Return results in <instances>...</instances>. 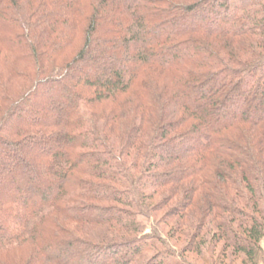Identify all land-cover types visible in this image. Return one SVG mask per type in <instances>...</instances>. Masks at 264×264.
Listing matches in <instances>:
<instances>
[{
    "label": "trees",
    "instance_id": "trees-1",
    "mask_svg": "<svg viewBox=\"0 0 264 264\" xmlns=\"http://www.w3.org/2000/svg\"><path fill=\"white\" fill-rule=\"evenodd\" d=\"M263 241L264 0H0V264Z\"/></svg>",
    "mask_w": 264,
    "mask_h": 264
},
{
    "label": "rangeland",
    "instance_id": "rangeland-1",
    "mask_svg": "<svg viewBox=\"0 0 264 264\" xmlns=\"http://www.w3.org/2000/svg\"><path fill=\"white\" fill-rule=\"evenodd\" d=\"M141 221L144 222L145 224H148V221L144 218H141ZM147 232H149V231H147ZM262 248L264 250V241L262 242ZM235 264H240V261H236Z\"/></svg>",
    "mask_w": 264,
    "mask_h": 264
}]
</instances>
